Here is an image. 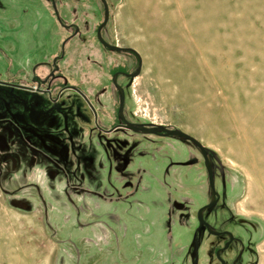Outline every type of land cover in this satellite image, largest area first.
I'll return each mask as SVG.
<instances>
[{"label": "flooded vegetation", "instance_id": "af4514ba", "mask_svg": "<svg viewBox=\"0 0 264 264\" xmlns=\"http://www.w3.org/2000/svg\"><path fill=\"white\" fill-rule=\"evenodd\" d=\"M118 1L0 0V126L26 155L56 154L45 141L62 139L90 157L82 176L70 170L71 188L89 193L87 212H73L87 217L76 221L84 249L121 248L123 209L135 215L141 188L160 220L148 219L150 235L131 231L139 253L128 264H145L142 253L148 264H259L264 223L237 209L240 179L211 151L138 116L141 59L115 36Z\"/></svg>", "mask_w": 264, "mask_h": 264}, {"label": "rangeland", "instance_id": "374dc122", "mask_svg": "<svg viewBox=\"0 0 264 264\" xmlns=\"http://www.w3.org/2000/svg\"><path fill=\"white\" fill-rule=\"evenodd\" d=\"M112 15L119 44L141 59L138 116L215 152L241 178L239 212L264 223V0H119ZM131 236L75 264L133 263ZM258 251L264 264V240ZM58 255L41 208L17 211L0 191V264H58Z\"/></svg>", "mask_w": 264, "mask_h": 264}, {"label": "water", "instance_id": "95a60500", "mask_svg": "<svg viewBox=\"0 0 264 264\" xmlns=\"http://www.w3.org/2000/svg\"><path fill=\"white\" fill-rule=\"evenodd\" d=\"M168 133L172 137L188 141L202 150H209L179 129H173ZM45 144L53 146L57 153L49 156L41 155L38 158L26 155L16 132L11 129L7 130L5 126H0V191L3 193L8 206L17 211L32 213L40 207L43 213L45 229L59 245L58 264L65 263L64 253L72 254L75 264V256L78 259L81 258L82 261H85L88 257V249L86 250L82 247L85 246L86 242L84 238H78L81 233L77 234L79 229H83L84 226L79 224L76 226L77 220V222L79 220L83 221L87 217L73 216V212H87L85 207L88 206V202L83 197H88L89 193L81 189L71 188L72 178L70 170L74 173L73 175L81 172L82 176L83 170L81 166L87 162L90 163L91 159L83 152L84 150L81 151L79 148H76L75 153L70 152L69 145L62 139L55 141L46 140ZM211 152L219 158L215 152ZM229 170L241 181L235 171L230 168ZM91 173L93 174L92 170L83 179L94 178V174L91 176ZM154 195L157 203H161V205L163 203L167 204L159 193H154ZM151 196L152 194L148 190L140 188L134 195L135 199H137L134 203H138L134 206L137 209L134 212L135 215L133 216V212L123 209L124 233L127 230L130 233L131 231L135 233L138 230H143V233H146L145 235H150L152 226L151 222L148 221V216L160 220L158 212L149 213L150 211H147ZM135 220L140 223L139 226H137ZM71 238H74V241H71ZM80 243H83V245L80 246ZM74 244L75 247L79 245L78 251L74 249ZM142 254L147 255V253Z\"/></svg>", "mask_w": 264, "mask_h": 264}]
</instances>
